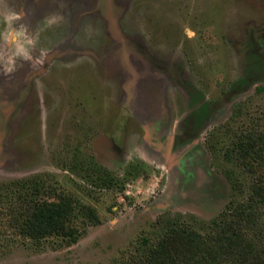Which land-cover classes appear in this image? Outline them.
<instances>
[{
  "label": "rangeland",
  "instance_id": "rangeland-1",
  "mask_svg": "<svg viewBox=\"0 0 264 264\" xmlns=\"http://www.w3.org/2000/svg\"><path fill=\"white\" fill-rule=\"evenodd\" d=\"M73 1L65 44L0 78V197L38 178L101 222L6 236L0 264H118L169 219L212 232L253 182L226 152L264 112V0Z\"/></svg>",
  "mask_w": 264,
  "mask_h": 264
},
{
  "label": "trees",
  "instance_id": "trees-1",
  "mask_svg": "<svg viewBox=\"0 0 264 264\" xmlns=\"http://www.w3.org/2000/svg\"><path fill=\"white\" fill-rule=\"evenodd\" d=\"M252 59L259 67L264 64L262 54ZM226 155L252 176L246 200L213 221L209 233L169 219L118 264H264V112L236 133ZM108 176L105 171L103 179ZM10 188L0 197V250L6 236L37 244L57 239L73 245L88 226L101 222L93 206L57 192L42 179L20 181Z\"/></svg>",
  "mask_w": 264,
  "mask_h": 264
},
{
  "label": "flooded vegetation",
  "instance_id": "flooded-vegetation-1",
  "mask_svg": "<svg viewBox=\"0 0 264 264\" xmlns=\"http://www.w3.org/2000/svg\"><path fill=\"white\" fill-rule=\"evenodd\" d=\"M73 5V0H0V78L11 65L16 75H27V50L37 56L39 50L65 44L60 34L74 29Z\"/></svg>",
  "mask_w": 264,
  "mask_h": 264
}]
</instances>
